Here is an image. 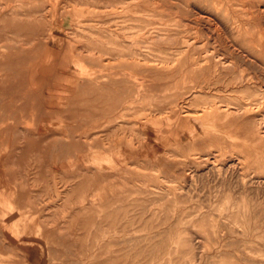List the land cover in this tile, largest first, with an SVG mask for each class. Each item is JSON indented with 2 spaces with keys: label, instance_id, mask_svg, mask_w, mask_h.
I'll return each mask as SVG.
<instances>
[{
  "label": "rangeland",
  "instance_id": "rangeland-1",
  "mask_svg": "<svg viewBox=\"0 0 264 264\" xmlns=\"http://www.w3.org/2000/svg\"><path fill=\"white\" fill-rule=\"evenodd\" d=\"M118 1L0 0V264H264V0Z\"/></svg>",
  "mask_w": 264,
  "mask_h": 264
},
{
  "label": "bare ground",
  "instance_id": "bare-ground-1",
  "mask_svg": "<svg viewBox=\"0 0 264 264\" xmlns=\"http://www.w3.org/2000/svg\"><path fill=\"white\" fill-rule=\"evenodd\" d=\"M15 1H16V0H15ZM47 1H48V0H47ZM85 1H86V2H85L86 4H89V2L87 3L88 0H85ZM90 1H91V0H90ZM94 1H95V0H94ZM96 1H98V0H96ZM109 1H111V0H109ZM137 1H138V0H137ZM241 1H242V0H241ZM10 2H11V1H10ZM28 2H29V1H28ZM35 2H36V1H35ZM39 2H40V1H38V4H39ZM99 2H101V1H99ZM104 2H105V0H104ZM107 2H108V1H107ZM114 2H115V0H114ZM114 2H113V3H114ZM120 2H121V0H120ZM120 2L118 1L119 4H120ZM125 2H126V1H125ZM127 2H128V1H127ZM143 2H144V1H143ZM4 3L6 4L5 1H4ZM21 3H24V2H21ZM41 3H42V2H41ZM41 3H40V4H41ZM83 3H84V1H83ZM108 3H109V2H108ZM111 3H112V2H111ZM113 3H112V4H113ZM121 3H122V2H121ZM245 3H246V2H245ZM40 4H39V5H40ZM86 4H85V5H86ZM98 4H99V3H98ZM102 4H104V3H102ZM106 4H107V3H106ZM106 4H105V5H106ZM119 4H118V5H119ZM125 4H126V3H125ZM235 4H236V3H235ZM248 4H249V3H248ZM19 5H20V4H19ZM19 5H17V6L19 7ZM27 5H28V4H27ZM85 5H84V6H85ZM99 5H100V4H99ZM109 5H110V4H109ZM121 5H122V4H121ZM241 5H242V4H241ZM255 5H256V4H255ZM24 6H25V5H24ZM29 6H30V5H29ZM66 6H69V5H66ZM77 6H78V5H77ZM94 6H96V8H97V5H95V3H94ZM103 6H104V5H103ZM111 6H112V5H111ZM116 6H117V5H116ZM126 6H127V5H126ZM0 7H1V6H0ZM11 7H12V6H11ZM46 7H47V6H45V8H46ZM92 7H93V6H92ZM134 7H136V6H134ZM239 7H240V6H239ZM239 7H238V8H239ZM3 8H4V7H3ZM8 8H9V7H8ZM20 8H21V7H20ZM43 8H44V7H43ZM70 8H71V7H70ZM74 8H75V7H74ZM94 8H95V7H94ZM106 8H107V5H106ZM255 8H256V7H255ZM255 8H252V9H255ZM12 9H13V8H12ZM15 9H17V8H15ZM18 9H19V8H18ZM18 9H17V10H18ZM97 9H98V8H97ZM104 9H105V8H104ZM112 9H113V8H112ZM241 9H242V8H241ZM13 10H14V9H13ZM17 10H16V11H17ZM25 10H26V9H25ZM25 10L23 11V13L26 12ZM71 10H72V9H71ZM113 10H114V9H113ZM247 10H248V8H247ZM250 10H251V9H250ZM250 10H249V11H250ZM256 10H257V8H256ZM258 10H259V9H258ZM258 10H257V12L259 13ZM1 11H2V10H1ZM1 11H0V12H1ZM3 11L5 12L4 9H3ZM19 11H21V9H19ZM28 11H29V10H28ZM28 11H27V13H28ZM65 11H66V10H65ZM69 11H70V10H69ZM105 11H106V10H105ZM111 11H112V10H111ZM7 12H9V11H7ZM7 12H6V13H7ZM12 12H13V11H12ZM30 12H31V10H30ZM43 12H44V11H43ZM43 12H42V14H44ZM253 12L256 13L255 10H254ZM262 12H263V11H261V13H262ZM14 13H15V14H16V13L19 14L18 12H14ZM31 13H32V12H31ZM38 13H39V11H38ZM68 13H69V12H68ZM70 13H71V12H70ZM74 13H75V10H74ZM140 13H142V11H141ZM250 13H252V12L250 11ZM255 13H254V15H255ZM20 14H22V13H20ZM20 14H19V15H20ZM143 14H144V13H143ZM245 14H247V13H245ZM11 15H12V14H11ZM36 15H37V14H36ZM45 15H46V14H45ZM73 15H74V14H73ZM149 15H150V14H149ZM240 15H241V14H240ZM258 15H259V14H258ZM7 16H9V15H7ZM7 16H6V17H7ZM12 16H13V15H12ZM12 16H9V18L12 17ZM16 16H18V15H16ZM24 16H25V15H24ZM41 16H43V15H41ZM71 16H72V15H71ZM242 16H243V15H242ZM244 16H245V15H244ZM246 16H247V15H246ZM256 16H257V14H256ZM262 16H263V15H262ZM262 16H260V17L262 18ZM38 17H39V16H38ZM38 17H37V18H38ZM43 17H44V16H43ZM77 17H80V16H77ZM149 17H150V16H149ZM260 17H259V18H260ZM7 18H8V17H7ZM12 18H14V17H12ZM19 18H20V17H19ZM74 18H75V17H74ZM244 18L246 19V17H244ZM247 18H248V17H247ZM263 18H264V17H263ZM41 19H42V18H41ZM77 19H80V18H77ZM245 19H244V20H245ZM253 19H254V18H253ZM11 20H12V19H11ZM32 20H33V19H32ZM35 20H36V19H35ZM43 20H44V19H43ZM49 20H50V19H49ZM49 20H48V21H49ZM51 20H52V19H51ZM70 20H72V18H71ZM81 20H82V19H81ZM81 20H80V21H81ZM138 20H139V19H138ZM194 20H195V19H194ZM261 20H262V19H261ZM12 21H13V20H12ZM15 21H16V20H15ZM18 21H19V20H18ZM21 21H22V20H21ZM44 21H45V20H44ZM248 21H249V20H248ZM251 21H252V20H251ZM256 21H258V20H256ZM24 22H25V21H24ZM28 22H30V21H28ZM107 22H108V21H107ZM107 22H104V23H107ZM140 22H141V20H140ZM146 22H147V21H146ZM254 22H255V21H254ZM17 23H18V22H17ZM26 23H27V22H25V24H26ZM31 23H32V22H31ZM43 23H44V22H42V24H43ZM48 23H49V22H48ZM108 23H109V22H108ZM0 24H1V23H0ZM10 24H11V23H10ZM15 24H16V23H15ZM25 24H24V25H25ZM44 24H45V23H44ZM49 24H50V23H49ZM51 24H52V23H51ZM51 24H50V25H51ZM149 24H150V23H149ZM244 24H245V23H244ZM21 25H22V23H21ZM21 25H18L17 27L19 28V26H21ZM27 25H28V23H27ZM32 25H36V24L32 23ZM32 25H31V26H32ZM152 25H154V24L152 23ZM10 26H11V25H10ZM40 26H41V24H40ZM144 26H145V25H144ZM149 26H150V25H149ZM259 26H260V25H258V27H259ZM4 27H5V26H4ZM7 27H9V26H7ZM12 27H13V26H12ZM41 27H43V26H41ZM46 27H47V25H46ZM46 27H44V28H46ZM150 27H151V26H150ZM154 27H155V25H154ZM245 27H246V26H245ZM245 27H243V28H245ZM248 27H249V26H248ZM258 27H257V28H258ZM20 28H22V26H21ZM20 28H19V29H20ZM28 28H29V27H28ZM37 28H38V27H37ZM39 28H40V27H39ZM39 28H38V29H39ZM139 28H140V27H139ZM145 28H146V27H145ZM250 28H251V27H250ZM250 28H249V29H250ZM11 29H12V28H11ZM143 29H144V28H143ZM155 29H158V28L156 27ZM236 29H237V28H236ZM238 29H239V28H238ZM245 29H246V28H245ZM29 30H30L29 32H32V31H33V29H32V31H31V28H29ZM138 30H139V29H138ZM140 30H141V29H140ZM144 30H145V29H144ZM144 30H143V31H144ZM158 30H159V29H158ZM243 30H244V29H243ZM262 30H263V28H262ZM15 31H16V30H15ZM26 31H28V29H27ZM164 31H166V30H163V32H164ZM247 31H248V30H247ZM149 32H150V31H149ZM155 32H156V31H155ZM157 32H158V31H157ZM23 33H24V32H23ZM23 33H22V34H23ZM161 33H162V32H161ZM165 33H166V32H165ZM248 33H249V31H248ZM138 34H139V33H138ZM167 34H168V33H167ZM148 35H150V34H148ZM156 35H157V34H156ZM158 35H159V34H158ZM158 35H157V36H158ZM161 35H162V34H161ZM244 35H245V34H244ZM246 35H247V34H246ZM154 36H155V34H154ZM163 36H164V35H163ZM52 37H53V36H52ZM146 37H148V36H146ZM151 37H153V36H151ZM158 37H159V36H158ZM160 37H161V36H160ZM174 37H175V36H174ZM174 37H173V38H174ZM184 37H185V36H184ZM260 37H261V36H260ZM155 38H156V37H155ZM166 38H168V37H166ZM166 38H165V39H166ZM258 38H259V36H258ZM262 38H263V37H262ZM156 39H157V38H156ZM183 39H184V38H183ZM183 39H182V40H183ZM149 40H150V39H149ZM149 40H148V41H149ZM152 40H153V39H152ZM20 41H21V40H20ZM20 41H19V43H20ZM167 41H168V40H167ZM257 41H258V40H257ZM15 42H16V40H15ZM22 42H23V41H22ZM156 42H157V41H156ZM175 42H176V41H175ZM180 42H181V43H184L185 41L182 42V41L180 40ZM17 43H18V42H17ZM149 43H150V41H149ZM159 43H160V42H159ZM159 43H158V44H159ZM258 43L261 45L262 42H258ZM263 43H264V42H263ZM22 44L24 45L25 42L22 43ZM22 44H20V46H21ZM154 44H155V43H154ZM175 44H176V43H175ZM178 44H179V43H178ZM178 44H177V45H178ZM187 44H188V42L185 43V46H187ZM15 45H16V43H15ZM27 45H28V44H27ZM31 45H32V44H31ZM43 45H44V44H43ZM46 45H47V44H46ZM156 45H157V43H156ZM262 45H263V44H262ZM36 46H37V45H36ZM44 46H45V45H44ZM180 46H181V45H180ZM21 47H22V46H21ZM26 47H28V46H26ZM30 47H31V46H30ZM140 47H141V46H140ZM182 47H183V46H182ZM194 47H195V46H194ZM10 48H11V47H10ZM41 48H42V47H41ZM144 48H145V47H144ZM146 48H147V47H146ZM149 48H151V47H149ZM173 48H174V47H173ZM185 48L187 49V47H185ZM192 48H193V47H192ZM263 48H264V47H263ZM45 49H46V48H45ZM179 49H180V48H179ZM259 49H262V48L260 47ZM148 50H150V49H148ZM156 50H157V49H156ZM7 51H8V50H7ZM10 51H11V50H10ZM10 51H8V52L10 53ZM14 51H15V50H14ZM16 51H17V50H16ZM38 51H39V50H38ZM146 51H147V50H146ZM151 51H152V50H151ZM159 51H160V50H159ZM159 51H158V53H159ZM178 51H179V50H178ZM183 51H184V50H183ZM8 52H7V53H8ZM18 52H19V51H18ZM23 52H24V51H23ZM36 52H37V51H36ZM149 52H150V51H149ZM160 52H161V51H160ZM162 52H163V51H162ZM261 52L264 53V51H262V50H261ZM9 53H8L7 56H10ZM19 53L21 54V52H19ZM19 53H17V54H19ZM27 53H28V52H27ZM153 53H154V52H153ZM178 53H179V52H178ZM182 53H184V52H182ZM182 53H181V54H182ZM31 54H33V53H31ZM131 54H132V51H131ZM135 54H136V53H135ZM138 54H139V53H138ZM140 54H141V53H140ZM149 54H150V53H149ZM149 54L147 55V53H146L147 56H151V55H152V54H151V55H149ZM14 55H15V54H14ZM160 55H161V54H160ZM164 55H165V54H164ZM179 55H180V54H179ZM24 56H25V55H24ZM28 56H29V55H28ZM30 56H31V55H30ZM136 56H137V55H136ZM139 56H140V55H139ZM161 56H163V54H162ZM167 56H168V55H167ZM262 57H263V56H261V58H262ZM263 58H264V57H263ZM217 61H220V59H218ZM228 61H229V60H228ZM228 61H227V62H228ZM146 63H147V62H146ZM148 63H149V62H148ZM148 63H147V64H148ZM221 63H222V62H221ZM231 63H233V62H231ZM144 64H145V63H144ZM158 64H159V63H158ZM223 64H224V63H223ZM233 64H234V63H233ZM148 65H149V64H148ZM199 65H200V64H199ZM215 65H216V64H215ZM231 65H232V64H231ZM231 65H229V66H231ZM149 66H152V65H149ZM160 66H161V65H160ZM224 66H225V65H224ZM166 67H167V66H166ZM220 67H221V66H220ZM222 68H223V67H222ZM233 68H234V67H233ZM226 69H227V68H226ZM228 69H229V68H228ZM222 71H223V70H222ZM240 71H241V70H240ZM144 73H145V72H144ZM227 73H229V72H227ZM152 75H154V74H152ZM233 75L236 76V73L233 74ZM233 75H232V76H233ZM241 76H242V75H241ZM252 78H253V77H252ZM243 79H244V78H243ZM250 80H251V79H250ZM239 81H240V80H239ZM253 82H254V81H252V83H253ZM231 83H232V82H231ZM239 84H240V83H239ZM234 85H235V84H234ZM246 85H248V84H246ZM242 87H244V86L242 85ZM260 87H261V86H259V88H260ZM236 88H237V87H236ZM240 88H241V87H240ZM234 89H235V86H234ZM242 89H243V88H242ZM261 89H262V88H261ZM257 90H258V89H257ZM238 91H239V89H238ZM255 92H257V91H255ZM234 93H235V92H234ZM258 93H259V92H258ZM235 94H236V93H235ZM262 96H263V94H262ZM236 97H238V96H236ZM239 97H240V96H239ZM241 98L244 99L243 96H242ZM248 98H249V97H248ZM251 99H252V98H251ZM260 99H261V98H260ZM248 100H249V99H248ZM248 100H247V101H248ZM243 102H244V101H243ZM243 102H242V103H243ZM240 103H241V102H240ZM245 103L247 104V102H245ZM243 104H244V103H243ZM252 104H253V103H252ZM255 104H256V103H255ZM259 104L261 105V102H259ZM259 104H256V105H259ZM239 105H240V104H239ZM247 105H248V104H247ZM260 105H259V106H260ZM235 107H237V106L235 105ZM235 107H234V108H235ZM239 107H240V106H239ZM246 107H248V106H246ZM250 107H251V105H250ZM250 107H249V109H250ZM252 107H253V106H252ZM257 107H258V106H257ZM173 108H174V107H173ZM222 108H223V107H222ZM222 108H221V110H222ZM240 108H241V107H240ZM240 108H239V109H240ZM242 108H244V106H243ZM242 108H241V109H242ZM226 109H227V108H226ZM239 109H238V110H239ZM241 109H240V110H241ZM247 109H248V108H247ZM254 109H255V108H254ZM169 110H170V109H169ZM173 110H174V109H173ZM227 110H228V109H227ZM231 110H232V109H231ZM231 110H230V111H231ZM236 110H237V109H236ZM246 111H247V110H245V112H246ZM250 111H252V110H250ZM250 111H249V112H250ZM170 112H171V111H170ZM240 112H242V111H240ZM235 113H236V112H235ZM243 113H244V112H243ZM247 113H248V112H247ZM251 113H252V112H251ZM231 114H233V112H232ZM231 114H230V115H231ZM244 114H245V113H244ZM248 114H249V113H248ZM174 115H175V114H174ZM224 115H225V114H223V116H224ZM249 115H250V114H249ZM220 116H221V115H220ZM234 116H235V115H234ZM236 116H237V114H236ZM239 116H240V114L238 115V117H239ZM227 117L230 118V116H227ZM250 117H251V116H250ZM240 118H241V116H240ZM244 118H245V117H243V119H244ZM233 119H234V118H233ZM238 119H239V118H238ZM253 119H254V118H253ZM256 119H257V118H256ZM228 120H229V119H228ZM234 120H237V119H234ZM244 120H245V119H244ZM244 120H243V121H244ZM246 120H249V119H246ZM257 120H258V119H257ZM261 120H262V119H261ZM261 120L259 119V121H261ZM254 121H255V120H254ZM235 122H236V121H235ZM239 122H241V121H239ZM239 122H238V123H239ZM252 122H253V121H252ZM244 123H245V122H244ZM256 123H258V121H257ZM256 123H255V124H256ZM262 123H263V122H262ZM255 124H254V125H255ZM259 124H260V123H259ZM249 125H250V123H249ZM249 125H248V126H249ZM252 125H253V123H252ZM239 127H240V126H239ZM239 127L237 128V130L240 129ZM242 127H243V126H242ZM242 127H241V128H242ZM245 127H246V126H245ZM249 127H250V126H249ZM254 127H255V126H254ZM262 127H263V126H262ZM262 127H261V128H262ZM259 128H260V126H259ZM245 130H246V128H245ZM234 131H235V130H234ZM238 131H242V129H241V130H238ZM243 131H244V130H243ZM243 131H242V132H243ZM258 131H259V130H258ZM235 132H236V131H235ZM236 133L238 134L239 132H236ZM244 133H245V132H243V134H244ZM248 133H250V131H249ZM254 133L257 134L258 132H254ZM261 133H262V132H261ZM246 134H247V133H246ZM252 134H253V133H252ZM263 134H264V133H263ZM246 136H248V135H246ZM253 136H254V135H253ZM253 136H252V137H253ZM255 136H256V135H255ZM260 136H262V135H260ZM252 137H251V138H252ZM258 137H259V136H258ZM252 139H253V138H252ZM254 139H255V138H254ZM258 139H260V137H259ZM262 140H263V139H262ZM262 140H261V141H262ZM255 141H257V140H255Z\"/></svg>",
  "mask_w": 264,
  "mask_h": 264
}]
</instances>
